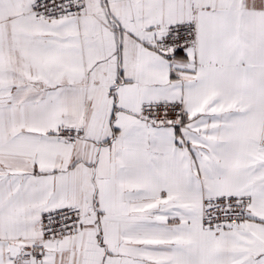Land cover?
Masks as SVG:
<instances>
[{
    "label": "snow or ice",
    "instance_id": "6c2138e0",
    "mask_svg": "<svg viewBox=\"0 0 264 264\" xmlns=\"http://www.w3.org/2000/svg\"><path fill=\"white\" fill-rule=\"evenodd\" d=\"M0 264H264V0H0Z\"/></svg>",
    "mask_w": 264,
    "mask_h": 264
}]
</instances>
